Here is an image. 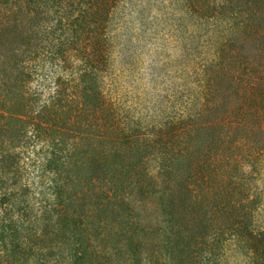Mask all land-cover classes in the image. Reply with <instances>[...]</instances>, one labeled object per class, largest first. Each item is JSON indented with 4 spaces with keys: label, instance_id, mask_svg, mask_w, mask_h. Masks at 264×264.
I'll return each mask as SVG.
<instances>
[{
    "label": "trees",
    "instance_id": "obj_1",
    "mask_svg": "<svg viewBox=\"0 0 264 264\" xmlns=\"http://www.w3.org/2000/svg\"><path fill=\"white\" fill-rule=\"evenodd\" d=\"M122 1L0 0V264H198L202 249L215 243L220 247L225 233L231 232L220 225L216 235L209 238L205 230L209 228L205 221L208 209L218 204L222 210L238 213L240 209L249 219L252 217L247 202L222 203L219 192L213 193L214 187L224 191L229 186L243 192L238 174L244 161L237 152L244 149L257 157L264 147L257 144L253 132L255 126L264 131V79L237 61L236 79L255 95L259 90L263 93V98L252 99L256 106L254 122L248 125L242 109L214 122L219 131L210 142L208 159L201 161L195 172L183 178L173 175L166 153L161 151L153 157L158 158L156 171L149 172L146 164L150 159L141 157L124 163L123 170H113L111 165L99 167L86 180L81 174V157L72 144V152L61 163L53 157L43 161L39 184L45 179L51 182L48 191L42 190L37 196L30 186L18 184L23 174L13 161L15 141L65 142L73 127L84 130L78 123L83 119H76L82 110L87 111L86 138L91 141L98 136L109 137V130L117 128L113 105L97 89L90 96L89 89L99 67L107 62V45L111 42L107 22ZM228 2L221 0L219 5ZM216 3L187 0V7L193 14H204L216 10ZM14 37L28 40L30 55L25 57L27 51L13 47ZM34 59L42 64L49 61L52 71L70 76H58L49 104L37 112L34 104H26L23 115L16 116L10 96L18 84L26 90L28 82L38 75L41 63L37 65L39 61L35 63ZM218 99L216 95L208 98L206 109L218 111ZM191 131L193 127L188 128ZM100 141L94 145L90 163L102 164ZM114 154L116 159L122 155L118 150ZM7 164L12 171L4 169ZM135 194L147 200L125 211ZM197 214L203 218L195 217ZM149 217L153 220L146 222ZM239 224L248 228L240 220L235 223V231ZM262 239V243L258 240L259 256L264 255V234Z\"/></svg>",
    "mask_w": 264,
    "mask_h": 264
},
{
    "label": "rangeland",
    "instance_id": "obj_2",
    "mask_svg": "<svg viewBox=\"0 0 264 264\" xmlns=\"http://www.w3.org/2000/svg\"><path fill=\"white\" fill-rule=\"evenodd\" d=\"M216 2L218 8L204 14L191 13L187 0L120 2L107 22V32L111 35L107 62L99 67L97 78L90 82L92 88L89 89L90 96L97 89L113 105L118 117L117 128L109 130L110 138L98 136L91 141L86 138L89 134L87 111L82 110L76 119H83L78 123L84 130L73 127L65 142L15 141L16 160L13 161L18 163L23 174L18 184L30 186L37 196L42 190L48 191L51 182L45 179L39 184L38 173L43 161L53 157L61 163L72 152V144L81 157V174L86 180L99 167L111 165L113 170H123L124 163L141 157L150 159L146 164L149 172L156 171L158 158L153 157L159 156L161 151L166 153L172 174L183 178L208 159L210 142L219 131L214 122L242 109L251 125L256 115L252 99L263 98V93L258 88L255 95L236 79L239 72L235 62H243L264 79V0H230L224 6L219 5L221 0ZM27 42L25 37L13 39V47L27 51L25 57L31 52ZM36 60L40 65V59L33 62ZM52 69L51 62L41 63L38 75L28 82L26 90L19 84L13 89L10 97L14 115L22 116L26 104H34L37 112L50 103L58 76L63 79L70 76V73ZM213 95L221 101L218 111L206 109L210 105L208 98ZM191 127L193 131L188 132ZM253 132L257 144H264V131L255 126ZM99 140L101 165L89 162ZM261 149L257 157L244 149L237 152L244 161L238 174L243 192L234 191L231 186L229 191L213 189V193L219 192V202H247L251 220L240 209L233 213L222 210L221 206L218 208V204L208 209L205 221L209 228L205 230L209 231V238L216 235L220 225H226L232 233H225L220 247L215 243L214 247L202 249L198 264H264V255L257 254L261 251L258 240L262 243L264 234V147ZM117 150L122 155L116 159ZM9 164L3 165L4 169L12 171ZM5 186L11 188L8 184ZM146 200L143 195L135 194L125 211ZM36 212L40 215V211L36 209ZM194 215L191 213L190 217ZM150 220L153 219L149 217L146 222ZM240 220L246 222L248 228L239 224L241 228L235 231V223ZM42 223L39 219L38 224Z\"/></svg>",
    "mask_w": 264,
    "mask_h": 264
}]
</instances>
